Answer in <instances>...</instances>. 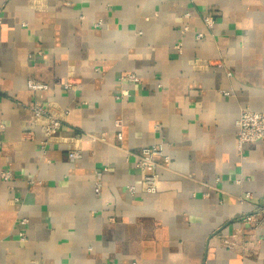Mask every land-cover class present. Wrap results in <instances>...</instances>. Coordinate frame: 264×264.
I'll return each instance as SVG.
<instances>
[{
    "label": "crops",
    "instance_id": "crops-1",
    "mask_svg": "<svg viewBox=\"0 0 264 264\" xmlns=\"http://www.w3.org/2000/svg\"><path fill=\"white\" fill-rule=\"evenodd\" d=\"M34 103L64 115L44 147ZM245 108L264 112V0H0V264H264ZM152 144L147 193L125 150Z\"/></svg>",
    "mask_w": 264,
    "mask_h": 264
},
{
    "label": "built area",
    "instance_id": "built-area-1",
    "mask_svg": "<svg viewBox=\"0 0 264 264\" xmlns=\"http://www.w3.org/2000/svg\"><path fill=\"white\" fill-rule=\"evenodd\" d=\"M205 22L208 25L212 24L211 17H206ZM198 37L201 35L198 34ZM177 49L180 51V44L177 45ZM218 67H222V63H217ZM124 78L129 82H137L139 80L138 76L135 73H127L124 75ZM27 87L33 93L45 91L47 89V85L42 82H38L32 78L27 79ZM74 87V83L67 79L63 84V88L66 90H70ZM127 91H123L121 95H118L117 98L121 96H126ZM224 94H228L225 92ZM32 119L33 121L43 122L41 126L44 131L45 141L43 142V147L47 140L54 138L61 129L62 125V116L57 115L55 112L51 111L49 106H41L37 103L30 105ZM65 111L63 114H66ZM237 130H236V139L237 145L239 148H242L246 143H252L258 140L264 139V112L251 110L248 108L242 109L239 117L236 121ZM121 123L120 120L114 121V127L116 130V139L120 141L122 139L121 132ZM2 128V125H0ZM127 154V158L130 157L133 159L134 167L138 170L141 180L142 189L147 193H155L157 191V185L159 181V170L164 167V164L169 163V156H167L163 148L160 144H152L148 146H144L137 151H129L125 150ZM79 156L77 150L73 149L68 152L69 159H75ZM104 170H107L104 168ZM102 172L99 170L95 171V176L97 179H100ZM1 177L3 180H10L12 178V172L8 169H5L1 173ZM96 187H100L99 181L96 183ZM129 193L133 194L135 189L133 186H129L127 188ZM249 194H246L245 197H248ZM246 221H252L251 215H246L243 217ZM25 222V220H22ZM20 239L23 240V233H20ZM227 243V242H226ZM112 264V263H108Z\"/></svg>",
    "mask_w": 264,
    "mask_h": 264
}]
</instances>
